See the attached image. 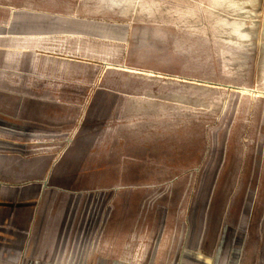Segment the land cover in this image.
<instances>
[{
	"label": "rangeland",
	"instance_id": "374dc122",
	"mask_svg": "<svg viewBox=\"0 0 264 264\" xmlns=\"http://www.w3.org/2000/svg\"><path fill=\"white\" fill-rule=\"evenodd\" d=\"M133 1L0 0V264H264V0Z\"/></svg>",
	"mask_w": 264,
	"mask_h": 264
},
{
	"label": "bare ground",
	"instance_id": "6f19581e",
	"mask_svg": "<svg viewBox=\"0 0 264 264\" xmlns=\"http://www.w3.org/2000/svg\"><path fill=\"white\" fill-rule=\"evenodd\" d=\"M254 1L255 0H214L213 1L214 7L212 8V10L209 11L210 15L215 16V13H218L219 11L224 12V13L226 12L227 14L236 13L238 15V18L234 19L233 21H230L229 19L224 18V17L222 18L218 17L216 21L217 23L221 24L218 28V31L220 33L226 34L230 39L236 40L238 45H241V44L243 45L244 41H246L248 37L246 26L245 28H242L244 24L243 23L244 17L247 16L250 12V10H248L247 8V5H252ZM125 3H126V9H129L130 7H134L137 4H139L142 7H145L147 4L146 1L136 2L133 0H130V1L124 0V4ZM263 30H264V27H263Z\"/></svg>",
	"mask_w": 264,
	"mask_h": 264
}]
</instances>
